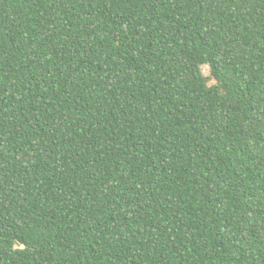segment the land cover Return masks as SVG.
<instances>
[{"label":"trees","instance_id":"trees-1","mask_svg":"<svg viewBox=\"0 0 264 264\" xmlns=\"http://www.w3.org/2000/svg\"><path fill=\"white\" fill-rule=\"evenodd\" d=\"M0 264H264V0H0Z\"/></svg>","mask_w":264,"mask_h":264},{"label":"rangeland","instance_id":"rangeland-1","mask_svg":"<svg viewBox=\"0 0 264 264\" xmlns=\"http://www.w3.org/2000/svg\"><path fill=\"white\" fill-rule=\"evenodd\" d=\"M203 70H204V73L207 74L208 69L207 68H203Z\"/></svg>","mask_w":264,"mask_h":264}]
</instances>
